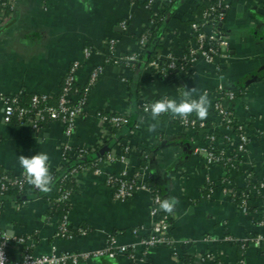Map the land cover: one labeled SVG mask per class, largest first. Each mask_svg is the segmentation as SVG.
<instances>
[{
	"label": "crops",
	"instance_id": "0c3cea01",
	"mask_svg": "<svg viewBox=\"0 0 264 264\" xmlns=\"http://www.w3.org/2000/svg\"><path fill=\"white\" fill-rule=\"evenodd\" d=\"M145 1L14 0L7 4L0 0L1 95L21 99L33 93L53 96L73 61L79 62L78 87L86 83L94 67L101 68L69 137L58 121L43 123L37 130L4 123L0 103V170L17 174L22 171L19 155L37 152L49 155L50 168H59L67 144L93 156L102 147L113 155L119 154L122 145L129 147L124 163L99 162L101 174L87 171L80 175L70 192L66 221L70 229L82 228L85 233L56 234L59 219L47 217L49 201L54 198L51 191L27 192L25 197L0 194V229L12 237H28L23 243H8L9 258L18 259L25 250L48 254L51 247L58 252L94 251L104 248L111 236L115 246L128 247L132 258L116 253L76 264H183L184 259L188 264H237L239 260L264 264V251L248 240L264 234V187L250 193L246 206L237 201L242 189L264 176V0H220L227 6L220 25L226 43L224 56L213 63L198 58L190 69L174 70L165 77L139 60L144 46L138 38L143 30L154 28L153 12L163 0H153L152 10L145 7ZM215 1L174 0L156 37L159 55L180 57L192 42L190 23ZM84 48L88 49L86 56ZM132 53L138 54L137 60L127 64L124 58ZM184 86L195 87L197 93L207 90L211 102L215 87L233 91V99H223L222 104L243 125L249 141L231 172L193 152L194 147L204 145L207 129L192 133L164 114L157 131L147 130L151 114L140 110V103L169 97L178 100ZM100 114L125 116L127 124L115 134ZM204 121L208 131L216 122L212 103ZM213 131L217 143L224 144L226 131L218 125ZM117 137L120 146L110 143ZM141 159L146 161V182L159 194L160 202L166 198L177 201L172 214L165 212L170 219L169 243L149 248L140 243L155 220L149 213V194L137 190L128 199L116 201L104 183L106 174H130L141 167ZM231 192L236 195L230 196Z\"/></svg>",
	"mask_w": 264,
	"mask_h": 264
},
{
	"label": "built area",
	"instance_id": "2783aa9c",
	"mask_svg": "<svg viewBox=\"0 0 264 264\" xmlns=\"http://www.w3.org/2000/svg\"><path fill=\"white\" fill-rule=\"evenodd\" d=\"M13 1L14 0H4V3L10 4ZM152 2L153 0H146L144 3L145 7L150 8ZM226 7L227 6L220 0H216L203 9L198 20L191 22L189 25L192 42L187 46L184 53L180 57H175L169 53H166L162 57L160 56L168 60V68L184 71L190 69L198 58H201L206 63H213L216 58L224 56L223 51L226 47V43L220 25ZM151 21V24L155 25L154 16ZM120 26L124 27L125 21H121ZM138 42L140 46H144L146 37L140 35ZM113 43V39L109 40L110 46H112ZM82 52L83 55L86 56L88 54V49L84 48ZM137 55L138 54L132 53L126 56L124 61L127 64L133 63L137 60ZM145 65L153 68L163 77L167 76L165 69L158 65L157 59L149 61L145 63ZM78 66V61H73L68 66L59 89L55 94L56 98L54 103H49V97L51 96L43 93L31 94L28 98L27 105H21L20 102L22 99L19 95L4 96L0 94L2 121L4 123L15 122L20 125H26L31 130H37L43 123L58 121L63 126L64 136L69 137L74 129L77 116L83 110L86 93L101 70L99 66L94 67L90 71L86 83L78 87L75 83V73ZM213 97L212 110L216 117V122H214V124L212 123V127L209 131V126L207 127L206 121L197 119L193 116L188 117V119L184 121L169 117L177 125L192 133L207 129L203 134L204 145L194 147L193 152L202 155L207 163L219 165L224 168L225 171L231 172L238 167L241 159L240 157L243 156L246 150L249 138L243 125L235 122L231 110L222 104L223 99H233V91L223 90L220 86H217L213 90ZM149 105L150 103L141 102L139 108L143 112H149L146 111ZM99 118L113 129H118L127 124V118L122 115L100 114ZM215 125L222 127L226 131L224 135L225 141L222 145L217 143V138L213 131ZM228 147H232V150H227ZM64 148V152L76 150L77 158H82L84 154L90 153L86 149L71 147L68 144L65 145ZM120 149L118 155H113L109 151H106L102 154L104 158H102L101 161L116 160L120 163H124L129 147L122 145ZM62 161H65L63 157L61 158V162ZM98 165L96 162H90L87 166L77 165L67 172L65 178H72L76 183L79 176L84 175L87 171H90L93 175H100L101 171ZM247 177L251 176L247 173ZM146 181L147 176L144 166L137 168L130 174H128L127 171H121L116 174H106L104 177V183L111 189L112 197L116 201L128 199L137 190H145L149 194V213L155 220L150 232L140 241L144 248H149L157 244L169 243V239L166 235L169 228V221L167 220L168 216L166 213H159L161 210L159 207V194L153 188L149 187ZM263 187L264 176L259 181L253 182L239 192L237 195L239 198L238 204L242 207L246 206L250 193L257 192ZM11 189H14L16 195L19 197H25V193L27 192L36 193L39 191L25 182L23 170L11 176L4 172H0V194L9 193ZM229 194L232 197L236 195L235 192ZM69 196L70 190L62 189L55 195L54 200L57 202L67 201ZM261 219H264V213L261 215ZM72 232V229H70L66 221V215H62L58 221L56 234L62 237H69ZM76 232L82 234L85 233V229L77 228ZM27 238V236L12 237L0 229V264H76L78 261L87 260L90 257H112L116 253H128L129 257L132 258L128 247L124 245L115 246V240L111 236L107 237L104 248L94 251L58 252L54 247H51L48 254L34 255L25 250L20 258H9L7 254L8 243L11 240L23 243ZM248 240L264 251V234L253 235ZM237 264H242V261L239 260Z\"/></svg>",
	"mask_w": 264,
	"mask_h": 264
},
{
	"label": "clouds",
	"instance_id": "9594fccd",
	"mask_svg": "<svg viewBox=\"0 0 264 264\" xmlns=\"http://www.w3.org/2000/svg\"><path fill=\"white\" fill-rule=\"evenodd\" d=\"M222 79V77H221ZM180 98H161L152 102L146 111L151 114V121L147 130L155 132L160 127L159 117L168 114L172 119L187 120L190 116H195L204 120L208 116L211 107V99L207 90L197 93L195 87H183ZM131 110V109H130ZM49 155L45 152H37L31 156L19 155L18 162L23 170L25 182L39 190L42 193H48L54 180L49 166ZM175 198H166L160 202V209L166 213L172 214L176 207Z\"/></svg>",
	"mask_w": 264,
	"mask_h": 264
},
{
	"label": "trees",
	"instance_id": "16d2710c",
	"mask_svg": "<svg viewBox=\"0 0 264 264\" xmlns=\"http://www.w3.org/2000/svg\"><path fill=\"white\" fill-rule=\"evenodd\" d=\"M2 1L4 2V0H2ZM173 2H174V0H163L160 4L159 9L153 12L154 18H155L154 28L153 29L152 28L145 29L141 32V35H144L146 37V42L144 44V49L140 54L139 60H142L143 64H145L149 61L157 59L158 65L165 69V72H167V76H170L174 72V69L168 68L167 67L168 60L160 57L159 53L161 51V46L159 45L158 40H156V37H157L159 31L161 30V26L163 24V21H164L166 15L168 13H171V11L173 10ZM152 5L153 4H151V6H150V10H152V8H151ZM205 6L203 7V9L208 7V6H206V7ZM220 29H221V27H220ZM29 96L24 97L21 100V102H20L21 105H27ZM55 98H56L55 95L49 97V103H54ZM206 125L208 127L207 123H206ZM112 131H114L115 134L117 133L116 129H112ZM120 139L121 138H118L116 141L113 140L110 143H112L113 145H119L120 146V144H118ZM76 154H77L76 150H73L72 152H69V151L64 152L62 154V157L65 159V161H62L60 163L59 168H50V172L52 173V175L54 177L50 191L52 192L54 197L62 189H69L70 192H72L74 190L75 181L72 178L71 179L65 178V175L67 174V172L71 168H73L77 165L87 166V165H89L90 162H96L98 165L99 162H101V160H102V155L99 157H95L92 155V152L84 154V156L82 158L81 157L77 158ZM138 166H146V161L144 159H141L140 164ZM0 172H4L9 176L13 175L8 171L0 170ZM149 187L152 188V186H149ZM15 192L16 191L14 189H11L9 193L16 194ZM237 201L239 202V198L237 199ZM68 206H69V203L67 201L57 202L54 200V198H51L49 201L48 208H47V217L57 216V218L60 219L62 217V215H64L66 213ZM159 213H165V212L160 210ZM167 220L170 221V219H167ZM72 231H73L72 233L76 232V230H72ZM188 263H189L188 259L183 260V264H188Z\"/></svg>",
	"mask_w": 264,
	"mask_h": 264
},
{
	"label": "water",
	"instance_id": "95a60500",
	"mask_svg": "<svg viewBox=\"0 0 264 264\" xmlns=\"http://www.w3.org/2000/svg\"><path fill=\"white\" fill-rule=\"evenodd\" d=\"M261 13L264 15V9L261 11ZM106 150H107V147H102V148H100V149L97 151V153H95V155H96V156H97V155H101V154H103Z\"/></svg>",
	"mask_w": 264,
	"mask_h": 264
}]
</instances>
